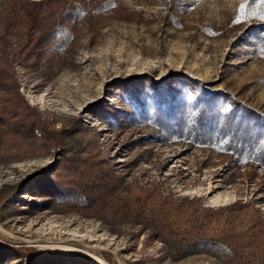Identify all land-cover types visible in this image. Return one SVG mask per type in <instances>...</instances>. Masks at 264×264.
I'll list each match as a JSON object with an SVG mask.
<instances>
[{
  "label": "rangeland",
  "instance_id": "374dc122",
  "mask_svg": "<svg viewBox=\"0 0 264 264\" xmlns=\"http://www.w3.org/2000/svg\"><path fill=\"white\" fill-rule=\"evenodd\" d=\"M109 2L104 15L74 22L72 62L55 75L15 66L31 115L1 128L0 263L222 264L202 247L173 259L151 227L104 211L128 192L235 205L233 230L264 242L263 163L171 134L158 119L181 124L206 105L264 120L258 36L234 20L242 0ZM96 167L114 190L93 192L86 175ZM65 174L84 197L59 187Z\"/></svg>",
  "mask_w": 264,
  "mask_h": 264
},
{
  "label": "trees",
  "instance_id": "16d2710c",
  "mask_svg": "<svg viewBox=\"0 0 264 264\" xmlns=\"http://www.w3.org/2000/svg\"><path fill=\"white\" fill-rule=\"evenodd\" d=\"M109 5V0H0V133H3L2 126H10L16 117L31 115L29 106L22 100L15 66L33 67L44 74L43 68L47 65L50 72L46 75H55L72 62L74 22L104 15ZM234 18L241 28L258 36L257 51L264 57V0H242ZM207 108L199 106V113L192 114L191 118L186 115L189 117L181 124L167 116L158 119L162 125L168 123L171 134L192 135L198 141L230 150L243 161L264 165V120L253 123L248 114L238 112H223L224 116L216 112L214 115L215 111L207 112ZM30 122L36 124V120ZM89 163L88 160L82 162L91 165ZM94 169L100 172L94 170L95 174L86 175L93 192L95 188L96 193L114 190L105 170ZM67 177V174L62 176L59 187L69 188L76 196L84 197L83 184ZM195 201L178 197L156 198L155 202H149L148 195L136 196L128 192L112 195L103 207L116 219L151 227L173 259L202 247L222 264H264L263 240L247 230H233L228 223L226 211L235 205L201 208L200 204L193 205Z\"/></svg>",
  "mask_w": 264,
  "mask_h": 264
}]
</instances>
